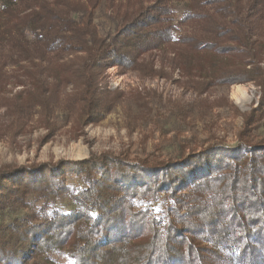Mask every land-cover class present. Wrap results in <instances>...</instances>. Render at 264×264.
I'll return each instance as SVG.
<instances>
[{"label": "rangeland", "instance_id": "obj_1", "mask_svg": "<svg viewBox=\"0 0 264 264\" xmlns=\"http://www.w3.org/2000/svg\"><path fill=\"white\" fill-rule=\"evenodd\" d=\"M137 1L99 0L93 19L98 34L113 35L119 21L115 18L117 11L123 14ZM168 2L177 39L186 32L179 20L188 0ZM177 49L176 43H166L141 56L138 67L107 64L99 72L98 80L101 90L109 95L110 110L102 112L94 123L62 122L53 133L44 129L37 111L26 122L24 132L16 131L11 104L13 96L22 89L24 64L6 67V82L0 95V173L21 166L27 170L0 177V264L74 263L66 251L45 253L43 246L61 233L65 250L71 247L69 226L50 232L38 244L34 242L44 233L40 228L45 221L78 209L74 197L88 187L89 176L82 172L86 169L94 180L105 179L109 186L119 189L143 183L158 182L159 186L165 175L167 180L171 174L186 171L192 181L200 178L198 175L205 177L202 183L222 193L215 198L212 208L199 213L203 231L197 234L196 245L211 264H234L231 260L223 263L222 258L228 256L221 249L228 247L225 242L242 248L251 234L262 229L259 222L264 211V89L254 82L194 88L187 74L170 64ZM73 91L72 85L64 87L61 100ZM85 162L96 167H81ZM213 168L217 170L211 174ZM198 170L201 172L197 173ZM227 176L229 182L222 187L223 177ZM51 178L55 181L49 183ZM31 180L43 181L36 187L49 183L54 191L57 186L66 191L44 202L37 193L14 184ZM148 187L155 189L156 185ZM192 187L178 193L177 198L185 200ZM226 196L230 198L226 206L216 207ZM131 202L134 212L147 211L159 220L164 219L168 207L174 206L168 193L163 192L155 200L132 198ZM124 208L126 204L120 207L122 212ZM182 210L183 215L184 206ZM250 221L255 224L249 225ZM213 227L217 234L208 231ZM111 228L93 251L94 257L109 253L113 245L105 248L104 244L110 240L130 241L148 234L137 232L132 223L112 231ZM261 237V243H254L251 238L248 241L256 248L257 256L264 259V232Z\"/></svg>", "mask_w": 264, "mask_h": 264}, {"label": "trees", "instance_id": "obj_2", "mask_svg": "<svg viewBox=\"0 0 264 264\" xmlns=\"http://www.w3.org/2000/svg\"><path fill=\"white\" fill-rule=\"evenodd\" d=\"M98 1L0 0V95L6 82V67L24 64L22 89L13 96L11 104L17 132L25 131L26 122L36 111L44 129L50 133L62 122L73 121L77 125L96 122L102 112L111 108L108 93L99 86V72L110 63L138 67L141 56L169 42L176 43L178 48L170 60L172 68L185 72L194 88L254 82L264 89V0H188L179 20L186 32L177 39L168 0H147V4L138 0L123 14L118 10L115 33L106 37L98 34L93 21ZM67 85H72L74 91L61 100V91ZM88 164L81 163V167H96ZM25 169L24 166L10 169L0 173V177ZM216 170L213 168L211 174ZM82 172L89 179L88 187L74 197L78 209L69 215L56 214L45 221L40 228L44 233L34 242L38 244L50 232L69 226L67 235L72 245L65 250L60 233L50 244L44 242L45 253L64 250L73 264H211L196 245L197 234L203 231L202 223L198 222L199 213L212 208L222 191L215 192L202 183L205 177L198 175L200 178L192 181L186 171L176 176L171 174L167 180L165 175L159 186L158 182L153 183L155 189L148 187L153 185L149 183L119 189L109 186L105 179L94 180L87 169ZM223 178L222 187L229 182V176ZM54 181L55 178H51L49 183ZM42 182L31 180L14 184L37 193L44 202L66 191L63 186H57L54 191L49 183L36 187ZM189 187H192L190 196L185 200L177 198L178 193ZM159 192L168 193L174 204L166 209L163 220L147 211L131 209L132 198L155 200ZM221 201L215 205L219 209L225 207L230 198L226 196ZM123 204H126L124 214L120 209ZM183 206L186 210L182 215ZM127 217L130 220L127 221ZM261 218L262 229L248 238L254 243H261L264 211ZM127 223H132L137 232L148 234L130 241L110 240L104 247L113 245L108 250L111 257L105 252L97 257L92 255L110 226L112 231ZM208 231L217 234L215 227ZM248 239L242 243V248L225 242L228 247L221 249L228 256L222 258L223 263L231 260L234 264H264Z\"/></svg>", "mask_w": 264, "mask_h": 264}, {"label": "bare ground", "instance_id": "obj_3", "mask_svg": "<svg viewBox=\"0 0 264 264\" xmlns=\"http://www.w3.org/2000/svg\"><path fill=\"white\" fill-rule=\"evenodd\" d=\"M238 92L240 95H242V96L244 95L243 91L239 90Z\"/></svg>", "mask_w": 264, "mask_h": 264}]
</instances>
